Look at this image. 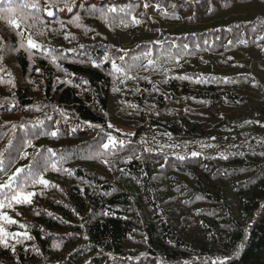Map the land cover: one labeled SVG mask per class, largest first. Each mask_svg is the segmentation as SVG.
<instances>
[{
	"label": "trees",
	"instance_id": "obj_1",
	"mask_svg": "<svg viewBox=\"0 0 264 264\" xmlns=\"http://www.w3.org/2000/svg\"><path fill=\"white\" fill-rule=\"evenodd\" d=\"M34 2L0 15V184L62 170L0 264H264V0Z\"/></svg>",
	"mask_w": 264,
	"mask_h": 264
},
{
	"label": "snow or ice",
	"instance_id": "obj_2",
	"mask_svg": "<svg viewBox=\"0 0 264 264\" xmlns=\"http://www.w3.org/2000/svg\"><path fill=\"white\" fill-rule=\"evenodd\" d=\"M145 7H148V5H145ZM64 8L71 11V6L67 3L64 4ZM25 9H31L33 13L39 12L40 5L36 2L31 3H23L20 4L18 7H13L11 4V0H9L7 6H0V15H2L5 19L8 20L9 24L17 30L18 36H23L24 33L20 31L22 28V21L26 19H33L36 20V15L27 16L25 15V12L23 10ZM111 11H115V9H111ZM48 15H53L52 11L48 10ZM135 20L136 18L133 17ZM76 20H79V17H76ZM137 23H139L138 20H136ZM42 23V21H41ZM21 48L25 47L24 43L20 44ZM26 47L27 50H33V49H40L42 48V45L38 44L36 41H34L30 36L27 38L26 41ZM49 55H51V50H49ZM150 55V53L146 54ZM123 59V57H121ZM52 60L55 63L56 57L52 56ZM109 57H105V61H108ZM178 63V60L176 61ZM153 61L149 60V64H152ZM93 65L96 67H99L98 64L93 62ZM111 66L115 72H122L123 68L116 64L115 60L111 61ZM183 79H187V77H182ZM117 90V89H114ZM89 126H92L89 122ZM99 127V126H96ZM108 127H112L111 124L108 125ZM53 137L57 136V132L53 131L50 133ZM118 142L115 137L111 136L109 134L108 136V142L103 145L105 149H108L109 147H116ZM2 155V153H0ZM56 154L54 152L50 153L51 157H54ZM193 155H196L193 153ZM107 163V161H105ZM49 167L53 171H61L62 169L58 167L57 162H49V160L43 161V168L41 172L38 174L36 172H25L24 169L18 168L16 171L8 177V180L0 184V244H3L7 246L8 244V237L11 235L12 237H20L23 236L27 239H31L30 235L25 231L23 233H11L9 234L6 229L3 227L4 222L8 223H17L15 220H13L11 217H9L3 210L5 208H12L15 205H21V204H31L33 198L36 195H43V193H36L34 191H28V187H35L36 185H40L43 187H49L51 182L44 179L43 172H46ZM31 168V166H29ZM63 171H70L67 169H63ZM21 227L26 228V225H21ZM56 247H59V245H56ZM13 251L15 249L13 248Z\"/></svg>",
	"mask_w": 264,
	"mask_h": 264
},
{
	"label": "rangeland",
	"instance_id": "obj_3",
	"mask_svg": "<svg viewBox=\"0 0 264 264\" xmlns=\"http://www.w3.org/2000/svg\"><path fill=\"white\" fill-rule=\"evenodd\" d=\"M121 131L124 132V133H129L131 134L132 133V130L131 129H128V128H125V127H120Z\"/></svg>",
	"mask_w": 264,
	"mask_h": 264
}]
</instances>
